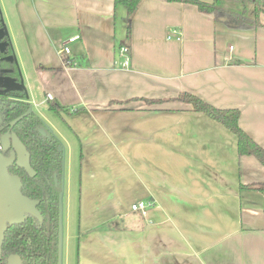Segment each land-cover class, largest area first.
Wrapping results in <instances>:
<instances>
[{
    "label": "crops",
    "instance_id": "obj_1",
    "mask_svg": "<svg viewBox=\"0 0 264 264\" xmlns=\"http://www.w3.org/2000/svg\"><path fill=\"white\" fill-rule=\"evenodd\" d=\"M0 12L26 100L63 152L62 264H264V194L239 188L264 184V167L177 99L237 110L264 149V14L241 28L182 1L140 0L129 21L114 0Z\"/></svg>",
    "mask_w": 264,
    "mask_h": 264
},
{
    "label": "trees",
    "instance_id": "obj_2",
    "mask_svg": "<svg viewBox=\"0 0 264 264\" xmlns=\"http://www.w3.org/2000/svg\"><path fill=\"white\" fill-rule=\"evenodd\" d=\"M166 1L192 2L199 10L215 16L233 15L241 28L260 26L259 17L264 14V0H211L210 3L200 0ZM139 2L140 0H114V5L125 8V17L129 21ZM227 5L237 6L239 9H231ZM2 26L0 16V28ZM9 54L11 51L7 49L5 53H0V58ZM3 63L1 68H4ZM9 68L12 69L11 76L19 81L16 67L12 64ZM177 99L191 104L194 111L221 123L236 137L238 154L253 156L264 167V149L239 127L237 110L215 108L186 92L181 93ZM48 108L58 112L57 104L54 102H49ZM40 128L44 129L45 135L39 132ZM5 134H8L9 139L11 137L18 139L27 155L30 171L14 164L12 173L18 175L21 180V193L29 199L38 201L37 210L41 220L28 215L22 224L7 228L1 247V264H6L8 256L12 254H18L22 264H58L63 152L57 138L32 110L22 89L17 91L0 89V138ZM12 149L10 145L5 152L8 153ZM239 188L264 194L262 183L240 185Z\"/></svg>",
    "mask_w": 264,
    "mask_h": 264
},
{
    "label": "water",
    "instance_id": "obj_3",
    "mask_svg": "<svg viewBox=\"0 0 264 264\" xmlns=\"http://www.w3.org/2000/svg\"><path fill=\"white\" fill-rule=\"evenodd\" d=\"M224 20H226V18ZM7 49L11 51V54L4 55L0 58V89L7 91H17L22 89L25 92L20 72L14 65L15 59L9 46L6 31L4 26H2L0 28V53H5ZM3 61H10L13 63L17 69L19 81H17L15 77L11 76V68H1V63ZM39 132L42 135H45L43 128H40ZM15 158L16 155L14 151H12L9 156H4L0 151V257L4 233L8 225L22 223L26 215H31L36 217L38 220H41L40 213L36 209L38 201L31 200L22 195L20 191V178L17 175H10L8 173V167L13 163ZM7 264H22V262L18 255H11L8 258Z\"/></svg>",
    "mask_w": 264,
    "mask_h": 264
},
{
    "label": "rangeland",
    "instance_id": "obj_4",
    "mask_svg": "<svg viewBox=\"0 0 264 264\" xmlns=\"http://www.w3.org/2000/svg\"><path fill=\"white\" fill-rule=\"evenodd\" d=\"M227 7H229V8H233V9H239L237 6H233V5H227ZM0 14H1V12H0ZM4 21V20H3ZM13 53H14V51H13ZM23 57V59H25V65H26V67H29V60L27 59V55H23L22 56ZM14 58H15V66L17 67V69L19 68H21L20 67V63H19V61H18V59H17V56H15V54H14ZM4 63H3V66L4 67H11V65L13 64V63H11L10 61L9 62H7V61H3ZM20 72H21V70H20ZM22 76V75H21ZM22 78H23V76H22ZM23 81H24V79H23ZM23 83V82H22ZM24 85H25V83H24ZM34 110H35V108H33ZM32 109V110H33ZM37 111V110H36ZM39 112V111H38ZM40 113V112H39ZM54 116V115H53ZM8 136L7 135H3L2 137H1V139H0V142L2 143V145L4 146V145H8V138H7ZM10 143H12V146H13V149H14V152H15V154H16V157H17V163L19 164V165H21V166H24L25 168H27L28 169V162H27V155H26V153H25V151H24V149H23V146H22V144L19 142V140L18 139H16V138H11L10 139ZM64 160H65V157H64ZM60 226H61V230H60V239H61V241H60V244H61V242H62V240H63V228H62V216H61V219H60ZM63 243V242H62ZM62 247V246H61ZM63 257H64V255H63V253H62V250H61V262H60V264H62V259H63Z\"/></svg>",
    "mask_w": 264,
    "mask_h": 264
},
{
    "label": "flooded vegetation",
    "instance_id": "obj_5",
    "mask_svg": "<svg viewBox=\"0 0 264 264\" xmlns=\"http://www.w3.org/2000/svg\"><path fill=\"white\" fill-rule=\"evenodd\" d=\"M5 135H7L8 136V134H5ZM8 139V145H2V143L0 142V151H1V153L4 155V156H9L10 155V153L12 152V151H14V149H12V150H9V152L8 153H6L5 151H6V149L11 145L12 146V143H10V139L11 138H15V137H11L10 139H9V137H7ZM1 139V138H0ZM9 143H10V145H9ZM12 148H13V146H12ZM16 155V154H15ZM27 162H28V159H27ZM14 164H16L17 166H19V167H23V168H25L24 166H21V165H19L18 163H17V157L15 158V160L13 161V163L8 167V173L10 174V175H16V174H14V173H12L13 172V169H12V166L14 165ZM25 169H27V168H25ZM28 171H30L29 170V167H28V169H27ZM18 176V175H17ZM19 177V176H18ZM21 181V180H20ZM21 186H22V184H21ZM20 191H21V188H20ZM61 193H62V188H61ZM61 193H60V219H61ZM23 195V194H22ZM26 197V196H25ZM28 198V197H27ZM32 200V199H31ZM38 204V203H37ZM36 209H37V205H36ZM26 216H28V215H26ZM26 216H25V218H26ZM31 216V215H30ZM32 217H34V216H32ZM36 218V217H35ZM37 219V218H36ZM25 220V219H24ZM38 220V219H37ZM24 222V221H23ZM22 222V223H23ZM22 223H20V224H22ZM14 225H16V224H14ZM9 226H12V225H8L7 226V228L9 227ZM7 228H6V230H7ZM60 230H61V226L59 225V246H60V241H61V239H60ZM6 232V231H5ZM5 234V233H4ZM3 240H4V238H3ZM3 243V242H2ZM1 247H2V245H1ZM60 247H59V259H58V264H60ZM12 255H18V254H12ZM9 256H11V255H9ZM9 256H8V258H9ZM19 256V255H18ZM20 257V256H19ZM8 258H7V262H8ZM20 259H21V257H20ZM7 262H6V264H7ZM21 262H22V259H21ZM0 264H1V257H0Z\"/></svg>",
    "mask_w": 264,
    "mask_h": 264
},
{
    "label": "built area",
    "instance_id": "obj_6",
    "mask_svg": "<svg viewBox=\"0 0 264 264\" xmlns=\"http://www.w3.org/2000/svg\"><path fill=\"white\" fill-rule=\"evenodd\" d=\"M74 39L75 38H69V39L65 40L64 42H62V52L63 53L66 54V53H69L70 52V50L68 48V44L70 42H72ZM119 53L124 56V61L122 63L123 67H127L128 64H129L128 49L126 47H121L119 49ZM148 205H150V204L147 203V202H142V201L136 202V203H134V204L131 205V210H139L141 212H145L146 209H147V207H148Z\"/></svg>",
    "mask_w": 264,
    "mask_h": 264
}]
</instances>
